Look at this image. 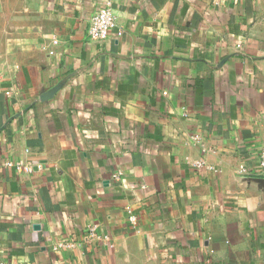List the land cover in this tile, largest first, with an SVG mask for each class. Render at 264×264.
<instances>
[{
    "label": "crops",
    "instance_id": "crops-1",
    "mask_svg": "<svg viewBox=\"0 0 264 264\" xmlns=\"http://www.w3.org/2000/svg\"><path fill=\"white\" fill-rule=\"evenodd\" d=\"M262 149L264 0H0V264H264Z\"/></svg>",
    "mask_w": 264,
    "mask_h": 264
},
{
    "label": "built area",
    "instance_id": "built-area-1",
    "mask_svg": "<svg viewBox=\"0 0 264 264\" xmlns=\"http://www.w3.org/2000/svg\"><path fill=\"white\" fill-rule=\"evenodd\" d=\"M115 23L116 22L112 8L110 4L107 3L104 6H102L91 18L90 28H89L90 39L93 41H100V42L106 40L110 36L112 30L114 29L116 25ZM5 165L7 167H12L14 166V163L11 161H7ZM15 165H16L15 168L18 171L29 170L28 167H25L22 164L15 163ZM240 171L242 175H250V171L245 166H242L240 168ZM259 172L264 174V149H262L259 156ZM131 221L132 222L135 221V218L132 217ZM90 236L91 237L94 236V229L90 230ZM105 240L108 241L109 239L106 238Z\"/></svg>",
    "mask_w": 264,
    "mask_h": 264
}]
</instances>
